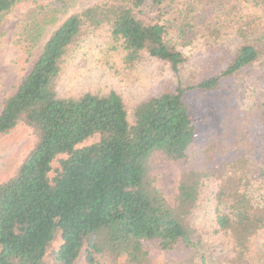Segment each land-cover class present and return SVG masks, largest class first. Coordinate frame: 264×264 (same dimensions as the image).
I'll return each instance as SVG.
<instances>
[{"label": "trees", "instance_id": "16d2710c", "mask_svg": "<svg viewBox=\"0 0 264 264\" xmlns=\"http://www.w3.org/2000/svg\"><path fill=\"white\" fill-rule=\"evenodd\" d=\"M17 1L0 0V19ZM200 1L103 0L72 13L50 33L0 111V136L21 124L33 136L14 174L0 182V264H42L57 234L61 241L53 257L61 264H74L82 249L86 264L100 253L123 264H146L154 248L195 250L205 237L229 264H248L250 246L264 229L259 163L251 165L242 155L220 171L182 170L173 206L153 185L150 164L157 152L187 162L195 124L183 94L193 88L211 91L222 79L253 76L259 88L254 124L264 127V13L233 22L240 42L220 73L152 93L135 102L130 115L113 89L75 95L62 90L67 59L90 37L108 51L121 48L127 66L156 60L180 74L189 62L180 48L195 39ZM242 1L264 12V0ZM52 3L67 9L72 0ZM17 42L32 47L36 39L20 35ZM95 134L97 141L78 146ZM209 187V221L199 224L193 212Z\"/></svg>", "mask_w": 264, "mask_h": 264}, {"label": "rangeland", "instance_id": "374dc122", "mask_svg": "<svg viewBox=\"0 0 264 264\" xmlns=\"http://www.w3.org/2000/svg\"><path fill=\"white\" fill-rule=\"evenodd\" d=\"M100 1L103 0H72L69 8L59 9L55 8L53 0H18L12 10L0 19V111L4 100L29 72L50 33L72 13ZM254 13L263 15L264 12L242 0H201L196 18L199 24L194 28L195 39L191 45L180 48L189 57V62L178 75L168 64L156 60L143 59L127 66L123 60L125 52L121 48L108 51L99 38L90 37L67 59L61 81L63 93L75 95L85 90L105 92L113 89L126 101L130 115V107L152 93L174 90L177 85L189 86L220 73L235 55L240 42L232 27L233 22L240 16ZM20 35L23 39L34 38L36 42L32 47H25L17 42ZM256 88L259 89L253 82V76L248 75L241 80L222 79L215 90L193 88L184 92L183 99L195 124L194 141L187 150L188 160H168L157 152L150 164L153 185L169 205L174 204L184 169L215 168L220 171L242 155L250 160L251 165L258 162L264 169V144L261 141L264 139V127L254 124L253 118ZM98 137L95 134L78 146L89 145ZM32 143L31 130L23 124L0 136V182L14 174ZM51 166L58 167L57 159ZM213 192V187L202 191L199 208L193 212L199 219L196 223L203 224L209 218ZM204 240L190 251L162 253L154 248L146 264H216L214 260L217 259L218 264L219 261L229 264L220 258L219 247L216 248L206 237ZM60 241L61 234H57L42 264H61L53 257ZM246 258L248 264H264V229L253 240ZM74 264H86L84 249ZM94 264L123 262L100 253L95 256Z\"/></svg>", "mask_w": 264, "mask_h": 264}]
</instances>
